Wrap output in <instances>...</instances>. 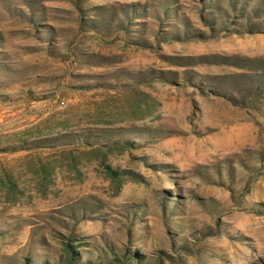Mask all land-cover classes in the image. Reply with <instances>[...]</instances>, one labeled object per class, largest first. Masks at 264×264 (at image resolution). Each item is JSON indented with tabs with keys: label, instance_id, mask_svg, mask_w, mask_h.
<instances>
[{
	"label": "rangeland",
	"instance_id": "obj_1",
	"mask_svg": "<svg viewBox=\"0 0 264 264\" xmlns=\"http://www.w3.org/2000/svg\"><path fill=\"white\" fill-rule=\"evenodd\" d=\"M264 264V0H0V264Z\"/></svg>",
	"mask_w": 264,
	"mask_h": 264
},
{
	"label": "trees",
	"instance_id": "obj_2",
	"mask_svg": "<svg viewBox=\"0 0 264 264\" xmlns=\"http://www.w3.org/2000/svg\"><path fill=\"white\" fill-rule=\"evenodd\" d=\"M66 250H67V258H66L67 264H71L75 259L76 252L72 249L70 244H67ZM81 264H89V263H81Z\"/></svg>",
	"mask_w": 264,
	"mask_h": 264
}]
</instances>
